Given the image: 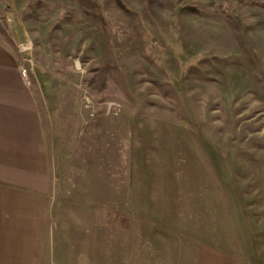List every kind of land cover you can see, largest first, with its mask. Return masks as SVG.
Instances as JSON below:
<instances>
[{"label": "rangeland", "instance_id": "1", "mask_svg": "<svg viewBox=\"0 0 264 264\" xmlns=\"http://www.w3.org/2000/svg\"><path fill=\"white\" fill-rule=\"evenodd\" d=\"M0 41L64 216L132 225V264H264V0H0Z\"/></svg>", "mask_w": 264, "mask_h": 264}, {"label": "crops", "instance_id": "2", "mask_svg": "<svg viewBox=\"0 0 264 264\" xmlns=\"http://www.w3.org/2000/svg\"><path fill=\"white\" fill-rule=\"evenodd\" d=\"M21 66L0 41V264H132V225L102 221L93 200L83 217L64 216L41 102Z\"/></svg>", "mask_w": 264, "mask_h": 264}, {"label": "built area", "instance_id": "3", "mask_svg": "<svg viewBox=\"0 0 264 264\" xmlns=\"http://www.w3.org/2000/svg\"><path fill=\"white\" fill-rule=\"evenodd\" d=\"M21 73H22L24 80L29 84L30 79L28 77V70L25 67H23V68H21Z\"/></svg>", "mask_w": 264, "mask_h": 264}]
</instances>
